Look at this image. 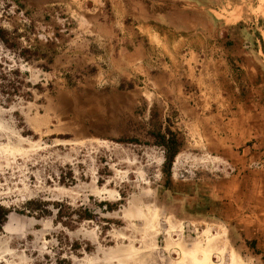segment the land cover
I'll return each instance as SVG.
<instances>
[{
	"label": "rangeland",
	"instance_id": "374dc122",
	"mask_svg": "<svg viewBox=\"0 0 264 264\" xmlns=\"http://www.w3.org/2000/svg\"><path fill=\"white\" fill-rule=\"evenodd\" d=\"M0 264H264L261 0H0Z\"/></svg>",
	"mask_w": 264,
	"mask_h": 264
},
{
	"label": "crops",
	"instance_id": "0c3cea01",
	"mask_svg": "<svg viewBox=\"0 0 264 264\" xmlns=\"http://www.w3.org/2000/svg\"><path fill=\"white\" fill-rule=\"evenodd\" d=\"M262 4H264V0H261Z\"/></svg>",
	"mask_w": 264,
	"mask_h": 264
},
{
	"label": "bare ground",
	"instance_id": "6f19581e",
	"mask_svg": "<svg viewBox=\"0 0 264 264\" xmlns=\"http://www.w3.org/2000/svg\"><path fill=\"white\" fill-rule=\"evenodd\" d=\"M216 251H217V249H216ZM218 252H219V250H218ZM218 254H220V253H218ZM208 260V259H207Z\"/></svg>",
	"mask_w": 264,
	"mask_h": 264
}]
</instances>
